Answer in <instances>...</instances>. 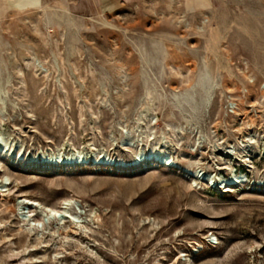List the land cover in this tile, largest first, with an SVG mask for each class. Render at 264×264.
Masks as SVG:
<instances>
[{
  "label": "rangeland",
  "instance_id": "rangeland-1",
  "mask_svg": "<svg viewBox=\"0 0 264 264\" xmlns=\"http://www.w3.org/2000/svg\"><path fill=\"white\" fill-rule=\"evenodd\" d=\"M263 86L264 0H0V264H264Z\"/></svg>",
  "mask_w": 264,
  "mask_h": 264
},
{
  "label": "bare ground",
  "instance_id": "bare-ground-1",
  "mask_svg": "<svg viewBox=\"0 0 264 264\" xmlns=\"http://www.w3.org/2000/svg\"><path fill=\"white\" fill-rule=\"evenodd\" d=\"M238 115H240V118H243V119L247 118L246 108H241L240 107L239 110H238ZM252 119H253L252 117L248 118V120H249V122L251 124L249 123L250 125L248 124V126L245 128V131H247V132H252L254 130L255 125H256V122L254 123ZM241 129H243V128L241 127L239 129L238 128L236 129V131H238V133L240 135L243 134V132H240ZM79 154L80 153H76V152L70 150V153L67 156H64V155H62L60 153H56V154H53L52 156L58 158V160H55V161L46 160V161L47 162L51 161L53 164L55 163V164H58V165L59 164H62V165H73V164L76 163V161L74 159L78 158ZM143 154H144L143 152H139L138 153V156H139L138 160L141 161V160L145 159V160H154V161H158L159 162V159H162V157L164 156L163 155L164 153L153 152V151L149 153V154H151L150 157H145V156H143ZM61 157H63V159H61ZM166 158H168V157H166ZM194 172H195L197 177H200L202 179H206L208 182L211 181L212 183H218V184H220V185H222L224 187H226L228 185H234V184L240 183V182L245 180V175L244 174L232 173L228 177H225V176L216 177L212 173L202 172L201 169L200 170L197 169ZM23 203L31 206V208H32V210H30L31 213L24 214V217L22 218V221H24V223L30 221L29 218H30L31 215H34V216L36 215V216H38L41 219V222L39 224L37 223L38 225L34 224V223H31V222L27 223L28 226H29L28 233L27 232H25L26 234L22 233L25 236H27V235H29V236L34 235L35 236L36 235V238H40V235H41V234H39L40 229H42V230L44 229L46 231V229H49L51 226H53V224L57 223L56 221H58V220H59V222L61 224L62 223L64 224V223L68 222V223H70V224H72L74 226L78 225V223H79V221H77L74 218V216H72V219L71 218L67 219L68 216H69L68 212H72L70 210V207H69V205L72 203L70 200H67L64 203H62L63 204V206L61 207L62 209H58L57 207H48V206H46V207L43 206L42 207L39 202H37L36 200H32V199H25ZM61 215H63V216H61ZM59 226H58V228H59ZM61 228H63V227H61ZM73 229H74V227H73ZM73 232H75V231H73Z\"/></svg>",
  "mask_w": 264,
  "mask_h": 264
},
{
  "label": "built area",
  "instance_id": "built-area-1",
  "mask_svg": "<svg viewBox=\"0 0 264 264\" xmlns=\"http://www.w3.org/2000/svg\"><path fill=\"white\" fill-rule=\"evenodd\" d=\"M263 95H264V86L262 87ZM240 108V101L233 98L231 95L227 97L226 111L228 115H238V110Z\"/></svg>",
  "mask_w": 264,
  "mask_h": 264
},
{
  "label": "crops",
  "instance_id": "crops-1",
  "mask_svg": "<svg viewBox=\"0 0 264 264\" xmlns=\"http://www.w3.org/2000/svg\"><path fill=\"white\" fill-rule=\"evenodd\" d=\"M17 1H19V0H17ZM11 2V1H10ZM39 2H40V4H42V0H39Z\"/></svg>",
  "mask_w": 264,
  "mask_h": 264
}]
</instances>
